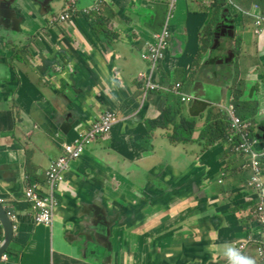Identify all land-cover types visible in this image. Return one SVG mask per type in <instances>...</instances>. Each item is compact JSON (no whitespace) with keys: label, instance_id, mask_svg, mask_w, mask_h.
Returning <instances> with one entry per match:
<instances>
[{"label":"crops","instance_id":"crops-1","mask_svg":"<svg viewBox=\"0 0 264 264\" xmlns=\"http://www.w3.org/2000/svg\"><path fill=\"white\" fill-rule=\"evenodd\" d=\"M256 1L179 0L176 17L186 28L181 32L177 23L169 25L165 57L154 76L161 84H181L185 100L169 93L183 102L189 119L209 104L227 112L230 87L237 92L244 80L248 90L240 98L259 104L264 124V1ZM75 3L0 0V203L14 216V237L1 264H223L224 250H239L245 239L251 246L239 250L241 255L264 264L254 241L264 232L254 213L259 195L241 181L247 172L252 176L250 159L232 152L228 159L225 142L207 159L197 143L172 142L173 125L147 130L146 121L158 119L165 104L161 92L142 99L138 76L151 73L142 53L157 43L169 0H94L81 12ZM219 4L209 50L198 58L196 74L188 65L182 76L179 66L206 46L208 36L200 30ZM51 7L58 13L48 24L44 18ZM65 14L70 17L62 20ZM79 14L86 21L78 25L74 17ZM89 14L101 17L96 24L105 37L91 26ZM35 41L44 49L32 65ZM37 65L62 66L57 78L66 79L64 90L41 89ZM199 73L188 87L187 79ZM107 111L117 116V124L71 162L54 193L52 223H37L25 190L36 185L47 193L51 163ZM65 122L74 123L66 135ZM263 124L256 123L253 137L259 149ZM203 125V120L197 124L194 140ZM262 172L264 185V162ZM251 199L254 206L248 204ZM243 215L257 224L243 228ZM3 232L0 224L2 240Z\"/></svg>","mask_w":264,"mask_h":264},{"label":"built area","instance_id":"built-area-1","mask_svg":"<svg viewBox=\"0 0 264 264\" xmlns=\"http://www.w3.org/2000/svg\"><path fill=\"white\" fill-rule=\"evenodd\" d=\"M177 1L179 5V0H169L168 16L162 32L157 36V43L151 44L147 50L142 53V58L148 62V65L151 68V73H140L138 76L142 81L141 91L143 100L147 98L149 92H175L183 100L186 99L185 93L181 90L180 83H177L174 86L171 85V87L164 86L157 82L154 76L155 70L165 57L168 45L167 39L170 36L168 22L173 17L174 11L176 10L177 12ZM92 10H98V7ZM88 13L89 11H84V14ZM69 17V14H65L61 16V19L65 20ZM262 21V18L258 16L255 19V24L260 26ZM227 112L231 119V128L233 132V135L229 137V141L233 140L234 135H239L242 142L236 148L235 153L245 155L250 159L249 168L252 170V176L251 181L248 183V187L259 195V202L255 207L254 213L256 221L264 227V185L262 184L264 146L262 149H259L257 142L251 137L249 132L252 126L251 122L242 121L237 115L236 109L233 105L229 106ZM117 122V116L114 113L107 111L104 116L99 121L92 124L90 128L80 131L75 143L65 145L64 154L51 163L46 173L45 181L48 188L47 193L44 194L42 189L38 188L36 185L25 190V197L31 203V208L37 223L47 225L52 223L56 206L54 193L55 190L60 187L63 173L69 168L71 162L79 157L84 149L94 141L106 138L112 132V129ZM0 201L3 202L4 200L0 199ZM8 215L11 219L14 218L12 212L8 211ZM254 241L256 242L255 254L264 262V232L260 237L254 239ZM1 243L2 239L0 238V246ZM250 246L251 243L245 239L238 245V248L240 251L245 252ZM1 259L6 260L7 254L5 253ZM223 264H228V259L224 260Z\"/></svg>","mask_w":264,"mask_h":264},{"label":"trees","instance_id":"trees-1","mask_svg":"<svg viewBox=\"0 0 264 264\" xmlns=\"http://www.w3.org/2000/svg\"><path fill=\"white\" fill-rule=\"evenodd\" d=\"M260 0L256 1L258 4ZM264 1V0H263ZM222 4H219L217 9L213 7V12L215 15H219V9H221ZM262 17L264 18V11H262ZM88 19L90 21V24L94 30L97 32L96 28L101 29V34L103 37H105V30L99 27L96 22L101 18L99 15L90 17L89 15ZM218 20L212 25L210 23L204 30L203 33H206L208 38L205 40V45L200 47V50L202 52H206L210 48L211 44V36L213 34V31L210 29L211 26H215L217 24ZM182 32V30L180 29ZM195 83V80L193 79L192 85ZM164 86L171 87V85L167 83H162ZM188 87L189 84H188ZM254 87V91L257 94L260 90V84L256 83ZM248 90V83L244 82L240 85L239 91L234 92L233 89H230L231 97L233 98L232 101L229 100L228 104L233 105L236 109L237 115L242 119L244 122H251L252 126L250 128V134L251 137H254V132L256 130V123L263 124L262 120L260 118V109L259 104L253 103L249 98L247 99H241L246 91ZM167 93L161 92V98L163 103L165 104V108L162 110V113L158 119L155 120H149L146 121V127L148 132L154 131L157 128L166 129L169 127V125H173L172 131L169 133V139L174 143H186V144H193L197 143L202 147V143L207 139V135L210 131L214 129V127L217 125L219 129L218 133L215 136V140L220 142H225L228 147V153L227 158L229 159L231 157V153L235 154V150L238 147V145L242 142V139L239 135H234L233 140L229 141V137L233 135L232 128H231V119L228 115V112H224L220 107L209 104L206 105L199 113L198 115L193 118L189 119L185 114V107L183 106V102L174 94L169 93L165 98L164 96ZM208 104V103H205ZM203 120L204 125L200 131V136L197 140L193 139V134L197 129V124L199 121ZM264 126V124H263ZM227 151V148L225 146L224 152Z\"/></svg>","mask_w":264,"mask_h":264},{"label":"rangeland","instance_id":"rangeland-1","mask_svg":"<svg viewBox=\"0 0 264 264\" xmlns=\"http://www.w3.org/2000/svg\"><path fill=\"white\" fill-rule=\"evenodd\" d=\"M31 1V0H30ZM48 2L50 3L51 0H48ZM94 0H76V3L74 5V7L78 10V11H83L84 9L86 8H89L92 4H93ZM34 2H32L33 4ZM34 5V4H33ZM178 7V1H177V4H176V8ZM57 13L58 11L56 10V8L54 7H51L48 11H47V14H46V18H44L45 22L48 23V24H52L54 21H55V17L57 16ZM168 16V13L166 15V18ZM40 18V17H39ZM166 18L164 20V23L166 21ZM220 18V15H215L214 12H211V18L210 20L207 22V24L205 25V27H203L201 30H200V33H203L205 28L210 24L212 23V25L216 22V20H218ZM41 20L43 19V17L40 18ZM74 21L76 22V24H80V23H83L86 21V17H84L83 15L79 14L78 16H75L74 17ZM177 23L180 27V29L184 32L186 26L184 25V23L182 22H179V20L177 19L176 17V10L174 11V14H173V17L170 19V21L168 22V26L169 25H173ZM173 34H176V39H181V36L179 34V32L175 31V33ZM173 34H172V37H173ZM26 45H23V46H20V48L17 50V52H19V50H23L24 47ZM39 48H42L44 49V46L42 44V42H36L32 49H39ZM202 51L199 49L197 55H195V57H193L190 62L188 63L186 61V63H184V65L182 66H179V69L181 70L180 73H182L181 75L183 76V72H186V67L188 65L191 66V72L195 73L197 72L196 70V66L198 64V58H200L202 56ZM176 60H178L181 56H176ZM169 62H166L165 64H167ZM54 72H56V68L55 67H51ZM47 71H50L49 68L46 69ZM27 73H30V70L27 68L26 69ZM243 71V72H242ZM33 73H37L36 71H34ZM240 73H245V68L241 70ZM53 73H38L39 75V81H42V80H45L47 79L48 77H50ZM55 74V73H54ZM43 78H41V77ZM201 73H199L197 76L196 75H193L190 77V79H187V82L189 84L190 87H192V81L193 79L196 81L198 79H200L201 77ZM245 81L244 80H241L240 81V84H243ZM230 89L232 90L233 87H230ZM231 99V93L228 94V97L226 99V101L224 103H228L229 100ZM220 126L222 127V125L219 124V129H220ZM218 126L216 125L214 127V129L212 131H210L207 135V139L202 143V147H203V153L202 155L205 156L207 159L208 157L210 158V151L217 147L218 145L222 144V141L218 142L216 141L214 138L216 136V134L218 133ZM117 135V130H114L113 131V135L112 137H115ZM224 157V151L222 152H219L217 155H216V158L218 160L222 159ZM229 174V173H227ZM227 178H228V175L226 177L223 178L224 180V183H227ZM241 181L244 183V184H248L250 181H251V174L249 172L245 173L242 178H241ZM248 204L251 205V206H254L256 204V201L251 199V200H248ZM241 223H242V227L245 228L247 227L248 225L249 226H254L256 225V221L254 219H249L248 217H245V215H243V217L241 218Z\"/></svg>","mask_w":264,"mask_h":264},{"label":"water","instance_id":"water-1","mask_svg":"<svg viewBox=\"0 0 264 264\" xmlns=\"http://www.w3.org/2000/svg\"><path fill=\"white\" fill-rule=\"evenodd\" d=\"M35 43H36V41H35ZM35 43L30 44L31 47H33V45ZM34 50L36 52V55H34L33 53H31L30 59H29V63L30 64L32 63V65H35V57H37V56L40 55V48L39 49H34ZM40 65H37L36 66L39 69V73H42V72L43 73H46V72H48V73H53V74L50 77H48L47 79H45V80H42V81H39L38 80L39 87L41 89H48V90H51V91H61V90H64V85H65V80L66 79L65 80L64 79L59 80L57 78V75L60 72H62V70L60 69V67L62 68V66H59V65L58 66H56V65H48L44 69H41L40 68ZM51 67H55L57 71L54 72L53 70H51L52 69ZM47 68H49L50 71H47L46 70ZM41 78H43V77H41ZM38 79H39V75H38ZM73 124L74 123H68V122L63 123L62 124V127H61L62 132L65 135L68 134V132L72 129ZM0 224L3 227V230H4V239H3L2 243H1V246H0V264H1V257L5 253L7 247L12 242L13 237H14V224H13V221L11 220V218L8 215V212L6 211V209L3 208V206H2L1 203H0Z\"/></svg>","mask_w":264,"mask_h":264},{"label":"clouds","instance_id":"clouds-1","mask_svg":"<svg viewBox=\"0 0 264 264\" xmlns=\"http://www.w3.org/2000/svg\"><path fill=\"white\" fill-rule=\"evenodd\" d=\"M231 101H232V99H231ZM3 239H4V237H3ZM223 254L227 257L228 264H256V261L254 259L241 255L239 250H237L234 247H227L224 250Z\"/></svg>","mask_w":264,"mask_h":264}]
</instances>
